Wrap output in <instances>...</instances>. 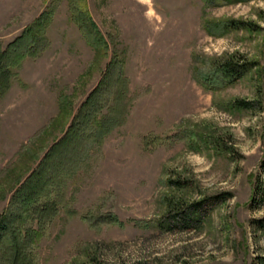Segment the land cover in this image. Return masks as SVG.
I'll return each mask as SVG.
<instances>
[{"label": "rangeland", "instance_id": "obj_1", "mask_svg": "<svg viewBox=\"0 0 264 264\" xmlns=\"http://www.w3.org/2000/svg\"><path fill=\"white\" fill-rule=\"evenodd\" d=\"M43 11L0 95V217L39 171L52 208L21 216L31 263L264 264V0H0V50Z\"/></svg>", "mask_w": 264, "mask_h": 264}, {"label": "trees", "instance_id": "obj_2", "mask_svg": "<svg viewBox=\"0 0 264 264\" xmlns=\"http://www.w3.org/2000/svg\"><path fill=\"white\" fill-rule=\"evenodd\" d=\"M76 19L79 22V27L85 37V40L93 47L102 44L103 40L94 34L96 28L95 24L91 21L86 10H79V1L76 3ZM78 15V16H77ZM50 18L49 12H42L36 20L26 26L22 33L16 37L11 43H9L5 50H0V95L5 92L9 85L10 68L13 64H16L24 54L27 53V49H30L31 54H37L40 50L39 45L44 40L43 35L45 27L48 24ZM240 24L244 25L243 22ZM216 25L214 23H206L205 29L210 34L215 33ZM102 41V42H101ZM42 46V43L40 45ZM246 62L234 63L228 61L221 65L217 69V73L221 74L220 77L227 82H232L242 76V74L248 69ZM239 106H249L248 102L237 101ZM260 167L264 171V156L261 160ZM43 171L31 173L26 180L17 188L15 194L11 199L10 208L5 216L0 217V245L2 244V255L6 256L4 264H32L31 259L28 257L27 248L30 240L33 238L32 233L36 234L37 230H32L29 227H21L20 219L22 215L28 218H38L37 221H41V217L46 211H51L52 208L46 202L39 199L41 194L43 181ZM201 202L192 203L186 208H181L177 211H182V216L177 221H171L166 224L167 228L171 229L172 224L182 223V228H187L188 223L186 220L198 221L200 218ZM113 222H116L115 217H111ZM261 228H264V219L257 220Z\"/></svg>", "mask_w": 264, "mask_h": 264}]
</instances>
